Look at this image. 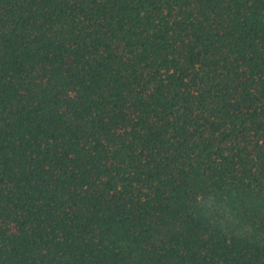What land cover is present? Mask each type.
Wrapping results in <instances>:
<instances>
[{
	"label": "trees",
	"instance_id": "trees-1",
	"mask_svg": "<svg viewBox=\"0 0 264 264\" xmlns=\"http://www.w3.org/2000/svg\"><path fill=\"white\" fill-rule=\"evenodd\" d=\"M0 264H264V0H0Z\"/></svg>",
	"mask_w": 264,
	"mask_h": 264
}]
</instances>
